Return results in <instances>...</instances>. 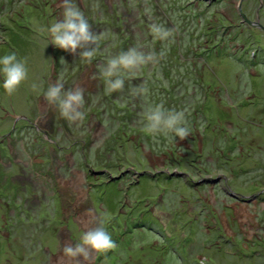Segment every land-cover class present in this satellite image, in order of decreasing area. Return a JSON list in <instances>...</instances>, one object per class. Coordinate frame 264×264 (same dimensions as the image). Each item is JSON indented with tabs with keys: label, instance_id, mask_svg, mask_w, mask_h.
<instances>
[{
	"label": "rangeland",
	"instance_id": "rangeland-1",
	"mask_svg": "<svg viewBox=\"0 0 264 264\" xmlns=\"http://www.w3.org/2000/svg\"><path fill=\"white\" fill-rule=\"evenodd\" d=\"M239 1L73 0L92 30L106 35L97 60L86 63L48 43L46 29L62 18L61 0H0V56L15 53L28 71L11 95L0 76V264H58L64 244L78 243L104 214L116 248L95 255L92 264H264V64L240 62L237 37L202 57L189 36L202 37L205 46L221 44L218 35L244 24ZM241 3L242 13L264 26V0ZM117 20L127 48L156 54L144 66L146 80L145 71L128 74L131 121L127 112L116 114L100 75L111 48L105 30L110 22L115 32ZM153 23L172 35L154 39ZM252 27L264 48V31ZM180 32L183 58L171 60ZM187 64L199 74L196 110L203 123L186 112L190 135L171 147L134 141L129 129L153 106L151 95L148 105L134 94L140 86L170 91L172 101L180 99L173 110L195 106L188 103L198 97ZM58 80L65 90L83 91L82 121L70 123L45 100ZM122 129L121 141L112 137ZM86 209L97 217L88 225ZM172 250L176 261L167 255Z\"/></svg>",
	"mask_w": 264,
	"mask_h": 264
},
{
	"label": "clouds",
	"instance_id": "clouds-1",
	"mask_svg": "<svg viewBox=\"0 0 264 264\" xmlns=\"http://www.w3.org/2000/svg\"><path fill=\"white\" fill-rule=\"evenodd\" d=\"M59 4L63 9L62 18L46 29L48 43L51 42L57 48L77 54L86 63H91L97 55L100 41L105 39L106 35L97 34L92 30V25L73 0H61ZM149 27L154 39L163 41L172 35V31L162 25L153 23ZM155 60L154 52L145 53L140 46L110 57L105 65L100 66L105 92L111 94L122 90L125 82L123 73L137 72ZM27 75L26 62L17 59L15 53L0 56L2 87L8 95L17 91L21 83L27 79ZM35 87L36 85H33V88ZM147 92L145 86L134 90V94L146 95ZM44 98L48 104L57 105L60 115L70 123L83 120L84 114L80 109L84 106L85 100L80 88L65 90L64 84L58 80L48 87ZM141 124L142 131L153 138L164 135L182 141L190 135V129L186 126L185 112L166 110L162 104L146 107ZM85 217L83 219L85 225L97 220L92 209H86ZM109 218L104 214L99 217L96 226L86 227L78 243L64 244L58 264H92L95 255L115 249L116 244L105 227Z\"/></svg>",
	"mask_w": 264,
	"mask_h": 264
},
{
	"label": "trees",
	"instance_id": "trees-1",
	"mask_svg": "<svg viewBox=\"0 0 264 264\" xmlns=\"http://www.w3.org/2000/svg\"><path fill=\"white\" fill-rule=\"evenodd\" d=\"M217 1H219V0H211V1H208L207 0L206 5H208V4L213 5V3L214 2H217ZM107 19L108 20H111L110 17L107 18ZM107 19H105V20H107ZM109 23L107 24V27H106V30H105V31H108V33H109L110 39L108 41L111 43V48H110V50H108V53H110V54L108 55L107 60L110 57L116 56L119 53H121V52L126 51V50L129 49V48H127L128 41L123 40L124 36H123L122 30L121 29L120 30H117L118 27L120 28V26H118V25L121 22L119 20H117L114 23V25L112 23L113 29L115 30V32H113V33H112V30H108ZM240 25H236L235 27H233L232 28V32L231 33L228 32L227 33L228 35L225 34L226 36H224V35L223 36L218 35V38L220 39L218 41H220V43L223 44L222 46H221V44H216V45L214 44L211 47L210 46H205L204 43L200 42V40H201L202 37H200V36L194 37V35L192 36V33H189V36H191L193 38L192 39V42H193L192 44L195 45V48H197L198 51H202V54L201 53H199V54L196 53V55L198 57H200V54H201L202 57L207 56V55H210L211 50L213 52H215V49H216L215 47H217V46H218V48L220 47V50H222L223 49L222 47L226 48L225 45L228 44V43H230L233 39L236 40V37H237L242 42L241 43L242 45H240L241 46L240 47V51H242V53H241L242 56L240 55L241 57L239 58V61L240 62H243V64L246 65V66H251V65L252 66H255V65H258V63L259 64H264V48L254 38V31L256 29H254L253 27H251V26H249L247 24L240 23ZM209 26H211L210 33H213L214 31L215 32L217 31V30H215L214 26H212V24H210ZM101 31H103V30L101 29ZM119 33H120V36H119ZM180 34H181V36L177 39L176 43L174 45H172V48H174L175 50H173L172 53H170L169 59H171V60H172V57H175L177 59V61H180L181 58H183V50L179 46L180 45L179 40H180V38L184 37V33L183 32L182 33L180 32ZM113 37H116V38L114 39ZM212 39H210V40H212ZM215 41H217V39ZM240 41H239V43H240ZM246 43L248 45H251V46L246 45ZM250 50H251V52H254V53H253V55H250V57H249V51ZM219 53H220V51H219ZM247 53H248V55H247ZM242 57H243V59H242ZM95 60H97V59L95 58ZM187 62H189V61H187ZM194 65H196V63H194ZM194 65L187 64L185 67H186L187 70L192 69V70H190L191 73L190 72H187V75L194 76V78H193V80H194V88H195L196 94H197L196 97H198L197 102L188 101L189 104L196 103L195 106L193 105L192 107L186 108V109H185V107H180V108H176L175 111H181V110H183L185 112V114H186V112H188V113L191 112V115L188 116V117L194 116V117H196V120H197L198 114H197L196 107L200 103L201 87H200V81H199V79L197 77L199 74L197 76H196V74H192V72H194V71L196 72L195 68H193ZM173 66L178 67V69L180 68V66H177V64H175V63H173ZM141 70L142 71H145L144 76H143V80L144 79L146 80L147 79L146 76H145V74L147 73L146 72V68L143 67ZM152 71L154 73H156L155 70H152ZM138 72L140 73L141 71L139 70ZM128 74H131V73H123L122 74V76L124 78V81H125L124 82L123 89L120 90V91L112 92L111 93L112 95L110 94L111 96L107 97L108 96L107 95L106 97L109 98V100L112 99V102L114 103L113 105H115L114 107L116 109L115 110L116 114H121V116H122V115H124V112H127V113H125L124 117H127L129 115L128 117H130V121H131L133 119V113L134 112H132V110L130 109V108H132L133 105L131 104V102H128L127 99L129 97L126 94V92H127L126 89H127V87L130 86V83H128V79H127L128 78ZM137 75H139V74H137ZM153 80L157 81V79H153ZM189 80H190V77H189ZM147 89H148L147 94H149V95L152 96L153 106L162 104L163 107L166 110L171 111V110H173L172 109L173 102L174 101L179 102V100H180L178 98V99L172 101L173 100V95L171 94L170 91H167L166 92L165 88L164 89L163 88H158V90H156V88L153 87V85H152V86H147ZM131 90L132 89H130V91ZM147 94L146 95L145 94H139V98H142L143 97L144 100H146V103H148V105H149L150 103L147 101ZM159 96L162 97V98L159 99L158 98ZM152 100L150 101L151 103H152ZM124 102H126V105H123ZM179 105H180V103H179ZM149 106H152V104H150ZM129 111H130V113H129ZM137 118H138V116H137ZM137 118H136V120H137ZM141 119H142V116H140L138 118V121L139 122L137 123V125L135 124L136 126L134 127V125L131 124L133 126V129H131V128L129 129V131L132 132V134L133 133L136 134V137H134L135 138L134 141L136 139H139L140 141L141 140H143V141L146 140V141L149 142V145L150 146H153L154 145V147L155 146L156 147H164V146L171 147L172 146L174 140L173 139H170L169 137H166L164 135L157 136L156 138H153L152 136L149 135L150 136V137H148L149 139L146 136H143L145 133L142 131V124H141V121H140ZM199 119L201 120V123H203V120L198 117V120ZM122 121H125V119H122L121 122ZM127 124H130L129 121H127ZM187 127H189V126H187ZM191 128H193V127H191ZM120 132H121V134H119V132H118V134L117 133H114L112 137L119 136L116 139H118L119 141H121L120 138L123 135H125L126 130H123L122 129V130H120ZM34 138H35V140L36 139L38 140V138L36 137V135L34 136ZM35 145L33 146L34 149H35ZM185 162H187V161H185ZM114 176H109V177L111 178V177H114ZM186 183H188V186H190L189 184H191L192 181H190V179H188L186 181ZM205 239H209V237L206 236ZM167 255H169V257H170L169 259L170 260L172 258V260L176 261L177 256H178V253H177V251L172 250L171 252L169 251V253Z\"/></svg>",
	"mask_w": 264,
	"mask_h": 264
},
{
	"label": "water",
	"instance_id": "water-1",
	"mask_svg": "<svg viewBox=\"0 0 264 264\" xmlns=\"http://www.w3.org/2000/svg\"><path fill=\"white\" fill-rule=\"evenodd\" d=\"M243 0H240L238 3H239V5H238V10H239V14H241V17H242V20H243V22L244 23H247V24H249V25H252V26H254V27H256V26H258V27H260L263 31H264V26H262L259 22H258V19L256 20V22H252V21H250L247 17H246V14L245 13H242V10H241V2H242ZM230 195H234L233 193L232 194H230ZM236 196V195H235Z\"/></svg>",
	"mask_w": 264,
	"mask_h": 264
},
{
	"label": "flooded vegetation",
	"instance_id": "flooded-vegetation-1",
	"mask_svg": "<svg viewBox=\"0 0 264 264\" xmlns=\"http://www.w3.org/2000/svg\"><path fill=\"white\" fill-rule=\"evenodd\" d=\"M209 1V0H208ZM244 24H247V23H244ZM247 25H249V24H247ZM249 26H251L252 27V25H249ZM7 137H9V136H7ZM7 137H5V138H7ZM4 139V137H0V141H2Z\"/></svg>",
	"mask_w": 264,
	"mask_h": 264
}]
</instances>
